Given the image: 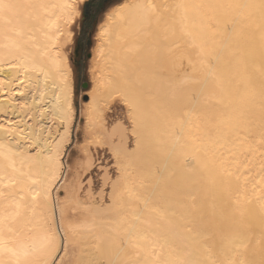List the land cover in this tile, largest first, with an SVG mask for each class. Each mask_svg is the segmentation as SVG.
Returning <instances> with one entry per match:
<instances>
[{
  "label": "snow or ice",
  "instance_id": "1",
  "mask_svg": "<svg viewBox=\"0 0 264 264\" xmlns=\"http://www.w3.org/2000/svg\"><path fill=\"white\" fill-rule=\"evenodd\" d=\"M174 7L179 16L157 0H113L101 17L99 35L109 37L116 30L122 34L118 39L154 35L167 40L177 29L191 35L187 7ZM252 7L264 17V0ZM78 15L72 0H0V264H218L201 259V246L194 249L177 227L169 179L155 178L140 192L118 154H112L115 167L97 163L101 151L108 153L107 133L119 122L102 118L97 89L88 83L91 52L83 65L78 50L73 59ZM261 49L264 54V34ZM199 55L206 77L211 76V53L201 49ZM185 59L175 57L178 77L185 72ZM187 63L195 73L190 58ZM185 82L203 87L207 80L193 74ZM105 104L123 105L129 115L137 107L120 89L110 92ZM243 124L236 120L237 127ZM182 132L181 121L170 155L183 151ZM222 147L231 158L220 154L221 184L253 182L249 161L239 159L227 141ZM139 187H145L143 181Z\"/></svg>",
  "mask_w": 264,
  "mask_h": 264
},
{
  "label": "bare ground",
  "instance_id": "2",
  "mask_svg": "<svg viewBox=\"0 0 264 264\" xmlns=\"http://www.w3.org/2000/svg\"><path fill=\"white\" fill-rule=\"evenodd\" d=\"M87 1L72 0L79 8L77 31ZM157 3L169 5L177 16L180 9L174 6L183 3L188 9L187 31L191 35H181L177 29L176 35H169L167 40L154 35L118 39L122 34L114 30L109 37L101 38L99 24L104 21L100 18L95 26L88 76L104 109L102 118L109 123L116 120L117 116L113 118L105 104L114 89L130 93L137 105L131 115L126 108L129 132L126 124L118 120L116 131L107 133L109 153L119 155L140 192L150 189L155 178L163 176L171 181L177 227L194 249L201 246L198 253L201 259L218 264L227 260L261 264L264 261V147H261L264 17L259 9L252 7L259 5L260 0H157ZM109 10L111 7L102 16ZM170 15L165 12V16ZM201 49L213 57L211 76L206 77L208 69L200 64ZM71 51L75 60V45ZM180 54L186 57L185 72L178 77L174 60ZM188 58L195 73L188 66ZM193 74L201 81L206 79V84L193 87L189 82L181 83ZM238 118L246 124L237 127ZM181 121L183 151L170 155ZM225 141L239 159L249 161L253 182L241 180L238 186L221 184L220 154L224 152L225 159L231 158L222 147ZM141 181L143 188L139 187ZM187 227L191 228L190 233L184 230ZM209 246L210 252L206 250Z\"/></svg>",
  "mask_w": 264,
  "mask_h": 264
},
{
  "label": "rangeland",
  "instance_id": "3",
  "mask_svg": "<svg viewBox=\"0 0 264 264\" xmlns=\"http://www.w3.org/2000/svg\"><path fill=\"white\" fill-rule=\"evenodd\" d=\"M111 5H113V0H91L89 3L83 5V8H82L83 16H82L80 23H79V29L77 31V33L79 35L77 37V43L75 44V54H76L75 59H77V50H78V59H79V63L81 65L84 64V57L86 55V52H92L91 50L93 49L92 44H93V39H94L93 34L95 32V29H96L95 26L97 25L101 16L105 13V11L109 7H111ZM89 61L90 60H88V63L90 64ZM88 71H89V69H88ZM83 73H84V69L82 67L81 68V84L83 83V80H84ZM90 82L91 81H90V78L88 76V83L91 84ZM79 86L80 85H78V87ZM125 110H126V114H125ZM120 111L123 112V115L121 114L122 112L118 113ZM110 112H112L110 114L113 115V118H114V116H117V117H115V119L117 121L121 120L120 122H122L123 124H126V123L129 124V121L127 118L128 117L127 116V109L125 106L114 105L110 108ZM122 120L125 122H123ZM127 124H126V126L128 127V129H129L128 132H129L130 131V128H129L130 125L128 126ZM110 154H113V153H109V150H108L107 154L105 152L101 151L98 154L97 163H100L101 161H103V163L106 166L112 165L114 167V165H115V163L113 162L114 159H113V157H111L113 155H110Z\"/></svg>",
  "mask_w": 264,
  "mask_h": 264
},
{
  "label": "trees",
  "instance_id": "4",
  "mask_svg": "<svg viewBox=\"0 0 264 264\" xmlns=\"http://www.w3.org/2000/svg\"><path fill=\"white\" fill-rule=\"evenodd\" d=\"M91 0H89L88 2H85L84 4H87V3H89Z\"/></svg>",
  "mask_w": 264,
  "mask_h": 264
}]
</instances>
